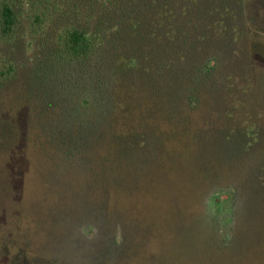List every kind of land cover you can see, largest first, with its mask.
<instances>
[{"label": "rangeland", "instance_id": "rangeland-1", "mask_svg": "<svg viewBox=\"0 0 264 264\" xmlns=\"http://www.w3.org/2000/svg\"><path fill=\"white\" fill-rule=\"evenodd\" d=\"M3 1L0 264H264V0H120L126 70Z\"/></svg>", "mask_w": 264, "mask_h": 264}, {"label": "trees", "instance_id": "trees-1", "mask_svg": "<svg viewBox=\"0 0 264 264\" xmlns=\"http://www.w3.org/2000/svg\"><path fill=\"white\" fill-rule=\"evenodd\" d=\"M37 2L42 7V11L41 17H36V22L38 20L43 24L46 22L48 23L46 29L52 28L57 31L55 41L57 45L54 49L57 50L60 58H67L65 60L67 63L93 61L92 67L101 70L98 59L102 56L106 57V53L109 54L105 44L110 40L116 41L115 57L117 61L121 59L123 70L137 66L135 58L125 51L123 41L139 36L142 27L139 22L141 19L135 15L134 10L119 7L120 0H37ZM16 18L13 6L4 1L1 2L0 30L2 34L12 31ZM164 19L167 20V15ZM212 61L214 58L208 57L198 67L199 73L204 78H208L214 70V65L209 64ZM106 72L114 75L117 70L115 72L108 67ZM97 78L96 76L95 82L101 85V79L97 80ZM83 101L81 102L83 111L90 105L94 108L91 97H83Z\"/></svg>", "mask_w": 264, "mask_h": 264}]
</instances>
